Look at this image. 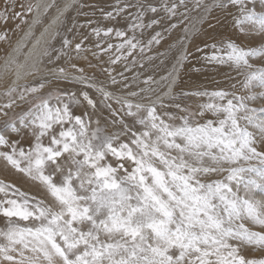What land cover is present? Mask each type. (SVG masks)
Listing matches in <instances>:
<instances>
[{
    "label": "snow or ice",
    "instance_id": "1",
    "mask_svg": "<svg viewBox=\"0 0 264 264\" xmlns=\"http://www.w3.org/2000/svg\"><path fill=\"white\" fill-rule=\"evenodd\" d=\"M83 6L80 0H65L62 7L57 0H37L17 12L15 0H4L0 10L7 24L10 13L17 19L35 9L0 71V78L14 76L0 92V115L8 117L0 125V161L4 171L36 189L0 178V264H264V255L245 254L264 253V0H113L99 8L104 21L125 26L89 19L79 27L97 25L91 28L93 57L123 62L124 72L159 45L164 32L191 23L170 46L176 49L171 70L159 80L146 77L145 87L125 95L76 64L71 67L78 75L46 66L68 56L72 41L63 26L67 13ZM51 9L56 15L33 39L34 26ZM217 9L236 31L262 42H205L196 48L208 50L201 59L229 67L239 79L231 90L174 94L192 31ZM165 21L170 23L161 28ZM74 28L75 20L68 32ZM87 39L75 44L77 54L91 51L84 47ZM8 40L5 29L0 41ZM104 71L109 84L130 87L124 72L118 80L111 69ZM28 77L33 81L20 83ZM52 80L79 88L44 91ZM180 96L206 99L193 110L176 102ZM17 101L29 107L9 117ZM77 108L83 111L77 114ZM102 119L114 130L102 127Z\"/></svg>",
    "mask_w": 264,
    "mask_h": 264
},
{
    "label": "rangeland",
    "instance_id": "2",
    "mask_svg": "<svg viewBox=\"0 0 264 264\" xmlns=\"http://www.w3.org/2000/svg\"><path fill=\"white\" fill-rule=\"evenodd\" d=\"M64 1L65 0H57V4L61 7ZM207 2H210V0H207ZM111 3H113V0H80V4L84 6L82 8L77 7L70 10L67 13L66 22L63 26V34L66 35L72 41L71 47L66 49L68 56H62L60 59L61 61L58 60L54 65L46 66L48 68L63 67L66 72L73 75H78L79 73L75 72V70L71 67L72 64H76L78 67L83 68L87 75L94 76L98 82H103L108 87V90L112 91L115 95H125L128 91H139L140 88L145 87L143 81L146 77L152 76L154 80H159L161 76L166 75L171 70L174 56L176 54V49L171 48L170 46L177 43L181 35H183V28L185 27V25L191 27V23L190 20H185L183 24H180L178 26V28L171 30L170 32H164L163 39L161 40L160 44L153 45L150 50H146L143 57L138 56L136 66L132 67L130 71L124 72L123 62L117 63L116 65H110L108 63V57L105 55H101L99 58L93 57L92 52L96 51V49L93 47L95 43V37L91 34V28L97 25L93 24L86 27H79L80 25H84L89 19L98 21L100 25L105 27L111 26L113 23H115L116 27H124L125 22L122 20L117 23L112 21H104L100 17L99 8L107 9ZM187 6L191 8V2H189ZM180 11H183V8H181ZM55 12L56 9H51L49 13L43 17L42 23L38 25V28L35 29L34 32H38V30L43 28V26L48 23L51 16ZM77 12H94L95 14L92 16H86L83 14L78 15ZM190 16L197 17L198 12L193 11ZM176 19L180 18L178 17ZM230 19V17H225L224 14L217 9L211 12L208 18L202 24H196L195 27L196 29H199V31H196L194 29L187 42V52L189 53V56L179 73V80L173 89L174 94L180 93L182 91H213L219 89L231 90V85L233 83H236V81L239 79L236 72L231 70L227 66L216 65L214 63L209 64L203 59H201L205 52L208 51L207 49H205V52L196 51L197 47H203L205 42L211 43L212 40L218 42L221 40L232 39L235 43L243 47L255 46L262 42L260 37L243 35L236 31L231 26ZM74 20L77 25V28H74L72 32H68V29L72 28ZM217 20H219L220 22L217 23ZM171 22H175V20ZM168 23L170 22H163L161 28L167 27ZM209 24H214L215 28L210 29ZM161 28H157L156 30H161ZM0 32H3L1 27ZM151 32L152 30H149L145 34V40L148 38ZM11 35L12 31L10 30L8 32V37L10 38ZM85 36H87L88 39L84 42V47L86 49L91 48V51H82L77 54L75 51V44L79 43ZM210 37L212 39H210ZM54 46L56 48H59L61 46L60 37H58L57 40L54 42ZM4 47L5 44H2V48ZM165 52H167L166 56L160 55L161 53ZM85 57H87V59H85ZM147 57H152L153 59H146ZM141 63H143V67H140ZM104 69H111L112 76H116L118 80L120 79L118 73L124 72V75L128 77V83L130 84V87L128 89H124L122 83L117 85L109 84V75L108 72L104 71ZM134 75L137 76L135 82L132 81V77ZM32 81L33 79H27L26 81L20 83ZM8 82L9 81L0 82V92L4 90ZM155 86L156 85H153V87ZM56 87L61 89H67L69 91H76L79 88V85L52 80V83L48 85L44 91ZM237 91H239V89H237ZM32 99H34V97H32ZM205 99L206 98L196 96H188L186 98L180 96L176 102L186 106H190V108L194 110L197 105L204 102ZM165 102L170 103V101L167 100ZM17 105H19V107L14 106L13 109L9 110V117L16 115L17 113L23 110H27V108L29 107L27 101H17ZM74 110L77 112V114H80L83 111L82 108H77ZM104 115L107 116L106 110L104 112ZM7 118L8 117L0 115V125H2L4 120ZM101 126L106 127L109 130H114L112 129V126L109 125L107 121L103 119L101 120ZM0 178L17 183L23 190L36 191V189L32 186L31 182L27 181L26 178L15 173L11 169L4 171L3 161H0ZM3 226L4 220L2 217H0V227ZM245 254L248 256L264 255V253H254L251 250L247 251Z\"/></svg>",
    "mask_w": 264,
    "mask_h": 264
},
{
    "label": "bare ground",
    "instance_id": "3",
    "mask_svg": "<svg viewBox=\"0 0 264 264\" xmlns=\"http://www.w3.org/2000/svg\"><path fill=\"white\" fill-rule=\"evenodd\" d=\"M10 2H11V0H10ZM15 2H16L15 11L23 12L24 10L21 9L20 5L27 6L29 3L35 4L37 2V0H15ZM64 2L62 3V6H63ZM3 7H4V0H0V10H2ZM9 15H10V19H9L7 24H4L2 21H0V27L2 28V31H4L5 29H7L8 32L10 30L12 31V35L9 38L10 40L0 41V71L3 70L2 66H3L4 60H5V57L8 53V51H10L11 47L15 45L17 40H19L24 35V33L28 30L29 26L32 24L33 17L35 16V9L33 10L32 13H25L21 18H17V19H12L11 13ZM55 15H56V12L51 16L50 20L48 21V23H46L43 26V28L38 30V32H34L33 39L35 37H38L40 35V33L44 31L45 27L48 26V24L51 22L52 18ZM17 25H19V28L16 27ZM38 25L34 26L33 31L38 28ZM2 44H5L4 48H2ZM31 46H32L31 43H29L28 47L30 48ZM25 51H27V49H25ZM12 79H14V76L11 73H9L8 75L4 76L3 78H0V82L9 81L7 83V85H8L11 83ZM27 79H34V78L28 77ZM20 82H23V81H20ZM13 177H14V175H13Z\"/></svg>",
    "mask_w": 264,
    "mask_h": 264
}]
</instances>
